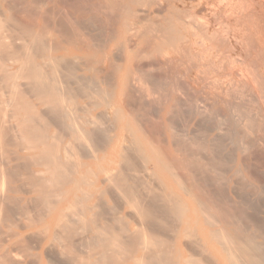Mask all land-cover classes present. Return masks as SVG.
Wrapping results in <instances>:
<instances>
[{
	"label": "bare ground",
	"instance_id": "6f19581e",
	"mask_svg": "<svg viewBox=\"0 0 264 264\" xmlns=\"http://www.w3.org/2000/svg\"><path fill=\"white\" fill-rule=\"evenodd\" d=\"M94 1L82 5L77 18L69 14L83 7L59 0L69 14H49L51 21L42 10L49 23L34 5L39 13L28 9L26 23L9 12L17 22L12 27L0 13V230L3 217L13 215L17 234L35 244L33 264H264L258 219L250 221L253 228L257 222L258 235L239 219L241 229L232 234L228 224L233 227L237 214L227 208L228 197L215 177L211 193L205 172L200 169L201 183L196 176V161L206 158L202 139L199 153L188 148L199 140L188 147L180 142L177 149L189 152L178 157L170 132L175 117L211 123L217 140L230 126L241 154L264 152V0ZM96 32L104 37L100 46L93 43ZM230 52L240 55V71L235 58L234 67L224 60ZM155 101L167 150L185 167V183L170 170L175 162L158 156L159 139L152 142L154 133L149 138L142 129L141 112ZM212 140L208 148H217ZM215 158L218 164L208 159L204 167L227 161ZM250 167L244 170L256 177ZM79 224L84 235L75 232ZM10 232L4 240L0 234V264H23L29 251L19 254L14 246H26L15 244ZM87 240L94 243L89 247Z\"/></svg>",
	"mask_w": 264,
	"mask_h": 264
},
{
	"label": "rangeland",
	"instance_id": "374dc122",
	"mask_svg": "<svg viewBox=\"0 0 264 264\" xmlns=\"http://www.w3.org/2000/svg\"><path fill=\"white\" fill-rule=\"evenodd\" d=\"M9 2H7V0L5 1V0H1L0 1V13L2 12V14H3V16H4V18L3 19H1V17H2V14H1V16H0V19L2 20L1 22L2 23H4L5 21H7L8 19H7V17H8V15L13 11V12H16V13H14L15 15H13L12 13V16L11 17H13V16H16V14H17V16L15 17V20H19V18L21 19V20H24L23 21V23L26 21H28L29 19V17H27V15H26V13L25 12H27V13H29L28 11L30 10V11H32V13H39V9H41V15L43 14V11H44V14L47 16V17H50V19L49 18H47L46 16L44 17V14L42 15L43 16V18L42 19H45L44 20V22L46 21V19H49V20H51L52 21V19H51V17L53 16V15H55V16H57L58 15V18L60 17V16H62L63 17V15L65 14V13H68L69 14V12H64L63 11V8H61V6H60V3H59V0H38L39 2H36L37 0H30V3H29V0H8ZM21 1V2H20ZM65 1H67V2H74V3H78V6L80 5L81 7H87V6H92V3H95V1L94 0H77V1H74V0H65ZM79 1V2H78ZM84 1V2H83ZM6 2V3H5ZM14 2V3H13ZM20 2V3H19ZM41 2H42V4H41ZM82 2V3H81ZM40 3V4H39ZM44 3H45V5H44ZM87 5H86V4ZM91 3V4H90ZM6 4V5H5ZM13 4V5H12ZM32 4V5H31ZM89 4V5H88ZM7 6V5H9V6H11L12 7V9L13 10H11V7H9L8 6V8L7 7H5V6ZM26 5V6H25ZM33 5H34V8L36 7V9H38V7H39V9L37 10V11H35V12H33V10H35L34 8H33ZM36 5V6H35ZM38 5V6H37ZM41 5V6H40ZM83 5V6H82ZM86 5V6H85ZM23 6H25L26 7V9H25V7H24V10H23ZM28 7H30V8H28ZM31 7H32V9H31ZM80 8V9H75V10H73V11H71L72 13H70L69 15H72L73 14V16H77V18H79V16L80 15H82L83 13H84V9L85 8ZM88 7V8H89ZM9 10V8H10V10L8 11L7 9ZM29 9V10H28ZM16 10V11H15ZM17 10H19L18 12H17ZM43 10V11H42ZM65 10V9H64ZM23 13H22V12ZM65 11H67V10H65ZM10 12V13H9ZM20 12H21V14H20ZM83 12V13H82ZM31 13V12H30ZM53 13V14H52ZM26 15V16H23V15ZM49 14H51V15H49ZM59 14H60V16H59ZM219 14H221L219 11L218 12H215V15H217L218 17H220V15ZM20 15V16H19ZM31 16H32V14H30ZM35 15V14H34ZM33 15V16H34ZM22 16V17H21ZM11 17H8L9 19H11L12 21H8L9 23L8 24H11V26L10 25H7L6 23H5V26L7 25L8 27L10 26V27H12V26H15V25H13L12 23H15L16 21L14 20V19H12ZM217 17V18H218ZM14 18V17H13ZM22 18H24V19H22ZM20 20V21H21ZM49 20H47L45 23H49L48 21ZM4 21V22H3ZM22 22V21H21ZM25 22V23H26ZM17 23V22H16ZM232 29L230 28V30L229 31H231ZM238 30H241V27H239V22H238ZM97 34L99 33V32H96ZM97 34H95L96 35V38H95V41L93 40V43L96 45V46H100L101 45V42L103 43V41H101V40H104V37H103V35L101 34V33H99L100 35L99 36H97ZM95 35H94V37H95ZM97 39V40H96ZM101 39V40H100ZM100 40V41H99ZM97 41H98V43H100V44H98L97 43ZM241 52V53H240ZM234 52H230V55L229 54H227V53H225V61H228V60H231V61H233V59L235 60V63H234V61H233V63L232 62H230L231 64H229V61L227 62L228 63V65L230 66V65H234L235 64V67H234V69H238V71H240V69L242 68V63L241 62H239V61H241V58H238L240 55V57H242V51H240V50H238V54L240 53V55H238V54H236V53H234ZM227 55L229 56V58L227 59ZM232 55H234L233 56V58L231 59V57H232ZM236 56V57H235ZM239 60V61H238ZM240 64H239V63ZM227 63H226V66H227ZM239 65V66H238ZM241 67V68H240ZM157 101V100H156ZM155 101V103H152V102H150V103H148L147 105L148 106H145L144 107V109L143 110H145V111H142L141 112V115H140V117H141V126H142V129H143V127L145 128V129H143V131L146 133V131H148L146 134L148 135V137L150 138V136H153V139L151 140L152 142H153V140H154V138L155 139H159V143H155V142H157L156 140L154 141V146L156 147V152L158 153V156H160L161 155V153L163 152V154H164V158H163V155L161 156L162 157V159H168V163H170L171 165L175 162V158H173V160L171 159L172 157L170 156V154H169V152H168V150H167V141H166V136H165V134H164V131H163V126H162V123H160L159 122V118H158V109H159V102H158V104H157V102ZM152 104H154L156 107L158 106V109L156 110V108L155 107H153L154 105H152ZM148 107V108H147ZM150 108V109H149ZM153 108H155V110L153 109ZM149 109V110H148ZM151 110V111H150ZM153 110V111H152ZM144 112V113H143ZM153 112H154V114H153ZM146 113V114H145ZM149 116H152V117H149ZM157 117H156V116ZM145 116V117H144ZM153 116H154V118H153ZM142 117L143 118H145V119H147V121L144 119H142ZM157 119H156V118ZM151 118V119H150ZM180 118V119H179ZM156 121H155V120ZM159 119V120H158ZM177 119V120H176ZM188 119L189 118H185V119H183V118H181V117H175L174 119H173V121H174V123H172L173 125H172V127H171V131L170 132H172V134H174V137H173V139H175V140H177V141H174V140H172V141H174V143L172 142V145H173V148L175 147L176 148V151H174L175 153H177V154H175L176 156H178V157H180V154H181V151L182 150H184V149H182L184 146H187L186 144H188L189 146H190V143L191 144H193V143H195L196 141H198V142H196L195 143V146L194 145H191V147H188V148H190V151L191 152H194V150H196L197 149V152L195 151V153H199V152H202V155L204 154L205 156H206V158L205 159H203V163H205V161L207 160V162H212V161H214L216 158L215 157H217V159H218V161H220L221 159L222 160H224L223 161V163L224 164H222L221 165V162H219V165H216V164H218V162H217V160L216 161H214V163L215 162H217L215 165H214V163L212 164V163H210V164H212V165H210V168H212V167H214V169L212 168V170H214V171H217L218 170V168L220 169V172H218L219 173V175L220 176H222L223 175V173L225 174V175H223V178H221V177H219V175L218 176H214V174H218L217 172H215L214 173V171L213 172H207L206 173V170L207 171H212L211 169H209V167L207 168V167H204V165H206V163L203 165V163H199L198 161H196L197 162V165L195 166L196 168L194 169V171L195 172H197L196 173V176L197 177H199L198 179H199V181L201 180V179H203L201 176L202 175H204V172H205V176H204V178H205V180L207 181V184L210 186H207V188H209V190H210V192L211 193H214L213 192V189H212V186H213V184H214V186H216L215 185V183L217 184V186H216V188H221L222 190H219V191H222V193H223V195L229 200H232L231 202L233 203V205H234V208H233V206L232 205H230L232 208H230V206H229V204H231V203H229L230 202V200L228 201L226 198H224L225 200H227V202L228 203H226V206H227V208L229 207V209H231L232 210V212L233 213H235V214H237V215H234V219L233 218H231L230 219V223L232 224V222H233V220H234V224H235V222H236V224L234 225L233 224V227H232V225H230V224H228L229 226H228V229L230 230V232H232V234H234L235 233V231H236V233L235 234H237L238 235V227H240L239 226V224L241 225V227L242 226H244V227H242V228H245V227H249V225H250V221H251V223H252V221H255L256 220V218L258 219V220H256V221H258V223H260L259 225H260V228H261V231H262V229L264 228V227H261L262 225H264V191H262L263 189H264V186H263V188L261 189V187H262V185L261 184H264L263 182H264V180H263V178H264V152H257V154L255 155V154H253V155H247V154H245L246 156H248V157H246L245 155H243L244 153L242 152V154L240 153V149H239V141H238V138L236 137V134H235V132H234V130H233V128L232 127H230V126H228V127H226V129H227V131H226V129H225V131L227 132V133H224L225 135H226V137H227V139L229 140H225V135L223 136V133H222V136L224 137H222L223 138V140H225V142H223V143H220L221 141H222V138L220 137V136H218L219 138H220V140H217L218 138L217 137H215V132H213L212 131V126H210V124L211 123H198V122H196L197 120H191V119H189L190 121H188ZM149 120V121H148ZM150 120H152L151 122H150ZM158 120V121H157ZM180 120V121H179ZM145 121V122H144ZM155 121V122H154ZM184 121V122H183ZM188 121V122H187ZM147 122V123H146ZM148 122H150L149 124H148ZM154 122V123H153ZM142 123L144 124V125H142ZM151 123H153V124H151ZM157 123V124H156ZM159 123V124H158ZM195 123H196V125H195ZM148 124V125H147ZM151 124V125H150ZM204 124V125H203ZM154 127H153V126ZM159 125H160V127H159ZM182 125H184V126H182ZM207 125H208V127H207ZM148 126V127H147ZM203 126H205V127H203ZM156 127V128H155ZM178 127V128H177ZM179 127H180V129H182L181 127H184V129L185 130H182V131H184L183 133H184V136H183V134L182 133H180L181 132V130H179ZM197 127V128H196ZM152 128H154V129H152ZM203 128V129H202ZM206 128H207V130H208V132H206V133H204L203 134V130H205L206 131ZM150 129V130H149ZM152 129V130H151ZM172 129L173 130H175L176 129V131H178V132H174V131H172ZM210 129H211V132H210ZM155 131V132H154ZM180 131V132H179ZM197 133H196V132ZM204 131V132H205ZM225 131H223V132H225ZM228 131H231L232 133L230 134V132H228ZM157 132V133H156ZM174 132V133H173ZM186 132V133H185ZM234 132V133H233ZM151 133H154L153 135H150L149 136V134H151ZM177 133H180V134H177ZM195 133V134H194ZM157 134V135H156ZM186 134V135H185ZM206 134V135H205ZM230 134V135H229ZM234 134V135H233ZM177 135H180V136H177ZM201 135H204V137L203 136H201ZM208 135V136H207ZM232 135V136H231ZM156 136V137H155ZM207 136V137H206ZM213 136V137H212ZM228 136H230L231 137V139L228 137ZM159 137V138H158ZM185 139H183V138ZM198 137V138H197ZM152 138V137H151ZM165 139V143L164 144H166V145H164L163 144V147H162V143H160V141L162 140V139ZM178 138H180V139H178ZM206 138V139H205ZM214 138V139H213ZM161 139V140H160ZM164 139L162 140V141H164ZM183 139V140H182ZM186 139H188V140H190V142L188 143V142H186V143H184L185 141H187ZM193 139V140H192ZM201 139H202V142H200L201 141ZM203 139H205V141L203 140ZM213 139V140H212ZM181 140V141H180ZM194 140H196L195 142H194ZM210 140H212L211 141V143L213 142V144H215L216 143V145H217V148H216V146L215 145H213V147L211 146V147H209L210 149L212 148V150H210L209 148H208V146H210L211 144L209 143L210 142ZM179 141V142H178ZM218 141H220V142H218ZM229 143H228V142ZM177 142V143H176ZM180 142H182L181 143V146H183L181 149L182 150H178L177 148L179 147L178 145H180ZM193 142V143H192ZM202 143V144H204L203 146H204V148L205 149H203V146H202V144H200V143ZM207 142V143H206ZM176 143V144H175ZM179 143V144H178ZM184 143V144H183ZM156 144V145H155ZM158 144H159V147H158ZM174 144H175V146H174ZM198 144H200L201 146H202V148L200 149L199 148V145ZM208 144V145H207ZM210 144V145H209ZM220 145H221V147L222 148H220ZM161 146V147H160ZM165 146H166V149H164L165 148ZM194 147V149H193V147ZM195 147H196V149H195ZM234 147V148H233ZM157 148H159L160 150H161V148L164 150H162V151H159V149H157ZM174 148V149H175ZM188 148H185V150L184 151H186V149L188 150V152H189V149ZM215 150H214V149ZM179 149H180V147H179ZM203 149V150H202ZM223 151H222V150ZM178 150V151H177ZM202 150V151H201ZM206 150V151H205ZM209 150H210V152H212L213 153V157L215 158H212L211 156H212V154H209L210 152H209ZM218 151V154H217V151ZM239 150V151H238ZM183 151V152H184ZM222 151V152H221ZM165 152V153H164ZM221 152V156L219 157L218 155H219V153ZM261 154V155H259V156H257L258 154ZM165 154H166V156H165ZM214 154H215V156H214ZM203 155V156H204ZM223 155L225 156V158L223 157ZM226 155H228L227 157H226ZM242 155H243V157H242ZM255 155V156H254ZM250 156V157H249ZM211 157V158H210ZM230 157V158H229ZM244 157H246V159L244 158ZM255 157V158H254ZM256 157H258V158H256ZM261 159H260V158ZM219 158H221V159H219ZM248 158V159H247ZM253 158L254 159H257V160H253ZM170 159H171V161H172V163H171V161H170ZM208 159H210V160H212V161H209ZM214 159V160H213ZM232 161H231V160ZM240 159V160H239ZM243 159V160H242ZM245 159V160H244ZM259 159V160H258ZM177 160V159H176ZM174 161V162H173ZM231 161V162H230ZM240 161V162H239ZM248 163H247V162ZM253 161V162H252ZM259 161H261V162H259ZM178 162V160L175 162V164ZM198 163L199 164H201V166H199L198 165ZM242 164V166L244 167H242L241 166V164ZM248 165H247V164ZM253 163V166L251 165V164ZM255 163V164H254ZM174 164V166H175V168H176V165L177 164H179V163H177L176 165ZM209 164V163H208ZM207 164V166H209ZM250 164V165H249ZM244 165H246V166H248V168H249V166H251L250 168H254L253 170L255 171V169H257L256 171H258V173L259 174H257V176L255 177V176H251V175H249V173H248V171H246V170H248L247 168H246V170H244L245 169V167L246 166H244ZM257 165V166H256ZM179 166H180V168H181V171H179ZM212 166V167H211ZM191 168H192V166H190ZM190 167H189V169H190ZM215 167H216V169H215ZM239 167V168H238ZM174 167L172 168H170V170L172 171L173 169L176 171V170H178L179 171V175L177 174L178 173V171H176L177 173H176V176L178 177V178H181V176H182V178L181 179H185L186 178V172L184 173V175H182V171H184V169L183 168H185V167H182L181 165H177V168L178 169H175ZM204 168H207V169H205V171H204ZM228 168V169H227ZM183 169V170H182ZM192 169V170H193ZM196 169H201L202 170V172H201V170L198 172V171H196ZM227 169V170H226ZM231 169V170H230ZM221 170H222V173H221ZM175 171H173V173L175 172ZM185 171H186V169H185ZM219 171V170H218ZM224 171V172H223ZM203 173L202 175H201V173ZM200 173V174H199ZM213 173V174H212ZM222 175H221V174ZM257 173V172H256ZM175 174V173H174ZM212 174V175H211ZM238 176H237V175ZM241 174V175H240ZM211 175V176H210ZM259 175V176H258ZM185 176V177H184ZM215 177L214 178V180H215V183L213 182L214 180H213V177ZM208 177V179L209 180H207L206 178ZM211 177V178H210ZM219 177L220 179H221V184H222V186L221 185H219V183H220V181H219V179L216 181V179ZM262 177V178H261ZM222 179H223V181H222ZM227 180L226 182L224 181V180ZM238 179V180H237ZM182 180V181H183ZM261 180V181H260ZM181 181V182H182ZM187 180L185 179L184 180V183L186 182ZM203 180H201L200 181V183L202 182ZM219 181V182H218ZM263 181V182H262ZM209 182V183H208ZM260 184H259V183ZM212 183V184H211ZM253 186V187H251V185ZM259 184V185H258ZM261 185V186H260ZM215 188V187H214ZM214 189V191L216 190V191H218V189ZM254 188V189H253ZM247 189V190H246ZM257 189V190H256ZM226 191V192H225ZM256 191V192H255ZM255 192V193H254ZM252 193H254V194H252ZM260 196V197H259ZM250 197V198H249ZM249 200L248 202H247V200ZM255 198V199H254ZM259 199H261V200H259ZM235 203H234V202ZM242 201V202H241ZM245 202V203H244ZM244 204V205H243ZM254 204V205H253ZM257 204V205H256ZM259 205V206H258ZM237 206H238V208H237ZM252 206V207H251ZM258 206V207H257ZM247 207H249V208H247ZM110 208V207H109ZM237 208V209H236ZM242 209V210H240V209ZM260 208V209H259ZM111 209V208H110ZM252 209H255V210H252ZM257 209V210H256ZM241 211V213H243V215L244 216H247V217H243V219L241 218L243 215H241V213L239 212V211ZM261 210V211H260ZM254 213H258L257 215L256 214H254ZM257 211V212H256ZM31 212V215H32V213H33V211H30ZM30 212H28V214L30 213ZM236 212H238V213H236ZM247 214L248 213V215H246L245 213ZM259 212H261V213H259ZM263 212V213H262ZM34 214V213H33ZM30 215V214H29ZM31 215H30V217H31ZM252 215V216H251ZM12 217H7V216H4L3 217V219L2 220H5L4 222L5 223H3V226H2V229L0 230V231H2L3 233H5V235H2V239L3 238H5L4 236H6L7 237V235L8 234H6V233H8V231H11L10 232V235H11V233L13 232H15V234H16V237H15V239H14V243L16 244V242H18V240H19V244H20V242L22 243V244H20V247H25V249L26 250H24L23 248L22 249H20L19 248V246H18V244H16V246H14V248L16 247V250H19L18 252H19V254L21 253V254H23V255H25L24 253H23V251L25 252H27V251H29V253H28V255L29 256H27V255H25L26 257H25V261H24V263L23 264H26L27 263V259H28V257H29V260H30V258H31V260L27 263V264H29L30 262H31V264H33V262H35L36 261V259L38 258V254H37V250H36V248H33L32 246H34L35 247V244L32 242V244H34V245H30L31 246V248L33 249V250H31V248H30V246L28 245V241L29 240H31V239H24V238H27V237H24V236H21V235H18L17 234V231H19V229H18V225H17V222L14 220H11L12 218L13 219H15L14 218V216L13 215H11ZM33 216V215H32ZM236 216H238V217H236ZM255 216V217H254ZM258 216V217H257ZM5 217H7L8 219H9V221H8V219H5ZM249 217H251V218H249ZM11 218V219H10ZM249 220V222H247V221H245V220H247V219ZM253 218H255L254 220H253ZM237 219H239V222H238V220ZM251 219V220H250ZM260 219V220H259ZM262 219V220H261ZM11 220V221H10ZM242 221V223H241V221ZM243 220H244V222H243ZM3 222V221H2ZM10 222H13V223H10ZM122 221L120 220V223H121ZM239 224H238V223ZM116 223H118L117 221H116ZM115 223V225L116 226H118L117 228H119L118 229V231H123V229L121 228V226L120 225H118V224H120V223H118V224H116ZM124 222H122L121 223V225L124 227V224H123ZM245 224V225H242V224ZM249 223V224H248ZM255 225L257 224V222H253ZM11 224H13L12 226H11ZM262 224V225H261ZM16 225V226H15ZM238 225V226H237ZM254 225V228H253V225H250V227L249 228H247V230H248V232H250V233H256V235H258L259 234V232L260 231H258L259 229H257V227L259 228V226L258 225H256L255 226ZM5 226V227H4ZM79 227V228H78ZM85 227V226H84ZM84 227H83V225H81V224H79V225H77V230H78V232H77V230H75V232L77 233V234H79V235H84V233L82 234V232L84 231L85 232V229H84ZM237 227V228H236ZM241 227H240V229H241ZM4 228H5V231H4ZM6 228L8 229V231L6 230ZM84 230H83V229ZM87 228L88 229H90V226H86V230H87ZM234 228V229H233ZM252 228V229H251ZM232 229V230H231ZM237 229V230H236ZM250 230V231H249ZM253 230H257L256 232L255 231H253ZM89 231V230H88ZM120 231V232H121ZM262 232H264V230L262 231ZM260 233L259 235H261V234H264V233ZM3 233H1L0 232V234H3ZM12 233V234H13ZM87 233H89V232H87L86 231V233L85 234H87ZM9 236V235H8ZM264 236V235H263ZM261 237L260 238V236H257L256 237V241H258L260 244H261V242H262V247L264 248V240L262 241V238H264V237ZM84 237V236H83ZM1 239V236H0V243H1V241L3 242V240ZM21 239V240H20ZM90 239H92V238H90ZM26 240H28V241H26L27 242V244L25 245V241ZM93 240V239H92ZM92 240H90V241H92ZM95 240V239H94ZM93 240V241H94ZM261 240V241H260ZM16 241V242H15ZM89 243H91L89 240H87ZM30 241H29V244L31 243ZM87 242V244H86V242H84V244L85 245H87V246H91L92 245V243H94V242H92L90 245H89V243ZM14 244V245H15ZM23 245V246H22ZM27 246H28V249H27ZM18 247V248H17ZM31 250V251H30ZM26 253V254H27ZM30 253H31V255H30ZM32 255H35L36 257L35 258H33L32 257ZM31 256V257H30ZM34 259H35V261H34ZM32 260H33V262H32ZM47 262V261H46Z\"/></svg>",
	"mask_w": 264,
	"mask_h": 264
}]
</instances>
